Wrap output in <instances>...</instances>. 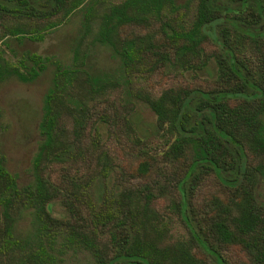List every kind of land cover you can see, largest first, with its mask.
<instances>
[{
  "label": "trees",
  "instance_id": "16d2710c",
  "mask_svg": "<svg viewBox=\"0 0 264 264\" xmlns=\"http://www.w3.org/2000/svg\"><path fill=\"white\" fill-rule=\"evenodd\" d=\"M84 2L72 63L54 66L42 96L31 179L18 184L0 154V264H55L63 244L94 264H231L234 245L246 254L235 264H264V201L255 194L264 178V0H121L99 16L93 0H0V83L31 82L47 61L12 52L7 40L39 41ZM96 18L91 39L110 46L129 92L136 73H193L211 60L210 80L135 89L130 96L154 115L150 134L137 135L131 100L103 107L121 82L76 66ZM151 26L159 35L135 31ZM102 126L126 138L134 165L102 147ZM164 196L166 214L154 207ZM54 203L63 217L52 215ZM22 211L36 229L23 244L13 237ZM172 216L184 238L168 239Z\"/></svg>",
  "mask_w": 264,
  "mask_h": 264
},
{
  "label": "rangeland",
  "instance_id": "374dc122",
  "mask_svg": "<svg viewBox=\"0 0 264 264\" xmlns=\"http://www.w3.org/2000/svg\"><path fill=\"white\" fill-rule=\"evenodd\" d=\"M121 0H93L94 15L99 16L108 3H117ZM181 3L184 0H175ZM86 2L71 12L59 25L45 32L39 41L24 39L21 43L7 40L11 51L20 54L24 50L33 51L47 59L45 69L31 82H19L14 78L0 83V154L4 157L6 168L15 175L18 184H24L31 179L30 162L40 141L38 123L41 116L42 96L50 85L53 68L56 64L66 66L72 63V47L80 35L83 12ZM192 7L189 8L187 19L191 16ZM34 25V24H33ZM97 18L90 24L91 32L85 35L82 49L85 52L82 57V65L76 62V66L85 67L92 75L109 79H117L121 82L118 87L107 89L102 95L108 99L103 107L114 106L123 110V101L131 100L130 122L133 124L135 133L141 137H147L154 126L153 113L140 101L133 99L130 95L135 89H142L152 94H158L162 89L170 86L203 85L210 80L214 65L210 60L206 70L189 72H176L167 70L156 73H136L127 84L123 82L120 70V61L113 55L108 44L92 41V32L97 28ZM32 26V25H31ZM26 27V26H25ZM136 32L157 33L156 27L136 28ZM7 51L6 56L12 57V52ZM100 141L107 153L116 158L122 164L130 165L126 160H131L122 150L127 140L124 136H118L116 132L103 126L100 128ZM210 190L209 192H211ZM255 194L257 198L264 201V178L257 185ZM169 197L164 196L156 200L154 207L162 214H166ZM52 215L63 217L64 210L59 204L54 203ZM36 233L35 223L29 211H22L13 225V237L19 239L23 244ZM185 231L176 217H170L168 239L184 238ZM60 244H57L59 246ZM245 253L239 246L234 245L226 252V257L231 264L245 260ZM55 264H94L91 257L84 250L76 246L62 245L57 254Z\"/></svg>",
  "mask_w": 264,
  "mask_h": 264
}]
</instances>
